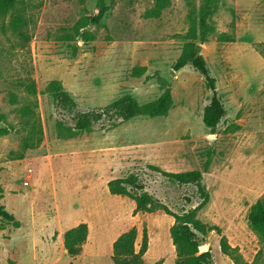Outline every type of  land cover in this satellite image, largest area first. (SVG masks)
Returning <instances> with one entry per match:
<instances>
[{"label": "rangeland", "instance_id": "1", "mask_svg": "<svg viewBox=\"0 0 264 264\" xmlns=\"http://www.w3.org/2000/svg\"><path fill=\"white\" fill-rule=\"evenodd\" d=\"M20 2L30 19L26 46L19 48L2 31L0 19V128H9L0 137V206L19 223L0 217V264H113L112 245L131 227L136 251L146 231L144 264H175L172 215L191 211L218 228L197 234L212 264H234L222 253L221 238L235 248L239 264H264V241L246 220L251 205L264 200V0H219L210 18L213 31L200 54L226 109L213 134L202 122L211 96L202 77L189 66L173 69L189 42L188 14L200 0H169L156 18L147 14L157 0H112L100 26L79 29L89 30L91 41H82L74 29L96 12L92 1ZM221 34L231 41L220 40ZM135 68L144 71L135 76ZM168 70L175 74L170 80ZM28 78L35 95L18 86ZM52 80L81 111L102 109L122 96L145 107L167 88L172 106L164 117L139 114L115 127L103 122L90 132L60 137L57 125L70 121L44 92ZM37 138L34 148L26 147ZM188 172L200 175L206 202L193 184H177L165 174ZM125 178L169 214L134 213L131 197L110 194L107 183ZM129 189L134 196L142 193ZM80 223L87 225V239L71 258L63 234Z\"/></svg>", "mask_w": 264, "mask_h": 264}, {"label": "trees", "instance_id": "2", "mask_svg": "<svg viewBox=\"0 0 264 264\" xmlns=\"http://www.w3.org/2000/svg\"><path fill=\"white\" fill-rule=\"evenodd\" d=\"M94 3L96 12L89 18L83 19L76 27L75 33L80 36L82 41H91L93 39L89 30L79 32V29L84 26H100L105 15L111 10L112 0H90ZM190 1V0H187ZM219 0H200L199 8L194 12L191 8L188 19L190 21L189 31L186 35L189 42L183 44L180 56L173 64L174 70L182 69L189 66L199 76L202 77L205 87L210 91L211 96L208 104L205 105L202 115V122L210 134L215 133L218 125L226 115V109L217 94L215 80L211 75L210 69L200 54V46L208 42L212 34L213 28L210 24V18L217 8ZM20 0H0V19L2 20L1 29L5 33H10L18 42V47L26 46L31 35L29 34L30 19L26 16V12L18 8ZM169 0H157L153 10L149 11L147 16L156 18L160 11L167 7ZM190 5V2L188 3ZM228 39L226 34H221L220 40ZM227 40V41H228ZM231 41V40H229ZM144 70L135 68L133 74L139 76ZM28 94L35 95L36 88L34 81L28 78L24 83H19ZM44 92L49 94L54 105L69 117L70 125L64 126L62 123L57 125V133L60 137H74L80 133H87L92 130L95 125L103 122L110 123L111 127L117 126L120 122H125L139 114H144L150 118L167 116L168 111L172 106L170 89L167 88L163 94L153 103L141 107L138 106L130 96H122L113 101L111 104L99 110H78L76 102L63 89L60 82L52 80L45 86ZM10 103L14 104L17 101L16 96L8 93ZM23 114L31 118L29 107L23 109ZM1 120V119H0ZM9 128H0V137L7 134ZM40 134V130L38 131ZM40 141L37 138L36 142L27 144V148H34ZM17 159H22L21 154ZM170 180L180 185L193 184L196 191L203 199V203L207 201V194L201 184L200 175L194 172L183 174H168ZM127 186L137 191H142L143 187L135 183L133 178L114 179L107 183V188L110 194L118 196L131 197L135 202L134 213L148 212L152 213L157 210H162L166 214L168 210L165 206L158 203L146 192L138 196L131 195L130 189ZM0 192V199H1ZM174 223L169 228V235L173 247L176 252L175 264H212L210 251L207 250L198 254V236L204 235L207 231L216 230L202 224L194 215L193 211L183 212L181 215L173 214ZM0 217L7 221H11L15 227H19V223L14 220L12 214L7 213L0 206ZM249 228L264 241V200L258 199L249 208L246 216ZM88 229L85 223H80L77 226L67 230L63 234V248L66 254L73 258L78 256L87 239ZM137 237L136 228L131 227L126 232L117 237L112 245V263L113 264H144L143 255L146 251L147 235L146 231L142 232L141 246L138 251L135 250L134 244ZM220 249L223 254L228 255L234 261V264H239V259L234 255L235 248L230 247L225 239H220Z\"/></svg>", "mask_w": 264, "mask_h": 264}, {"label": "water", "instance_id": "3", "mask_svg": "<svg viewBox=\"0 0 264 264\" xmlns=\"http://www.w3.org/2000/svg\"><path fill=\"white\" fill-rule=\"evenodd\" d=\"M174 75L175 74H174L173 70H168V72L166 73V78L170 80L174 77ZM206 251H207V249L205 246L200 245L198 247V254H201V253L206 252Z\"/></svg>", "mask_w": 264, "mask_h": 264}]
</instances>
